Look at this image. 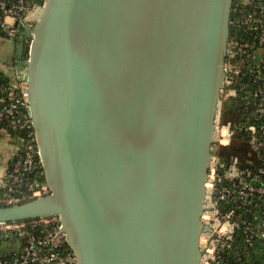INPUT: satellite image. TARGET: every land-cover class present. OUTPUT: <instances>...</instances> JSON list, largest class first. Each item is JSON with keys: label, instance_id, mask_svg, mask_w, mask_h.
Here are the masks:
<instances>
[{"label": "water", "instance_id": "95a60500", "mask_svg": "<svg viewBox=\"0 0 264 264\" xmlns=\"http://www.w3.org/2000/svg\"><path fill=\"white\" fill-rule=\"evenodd\" d=\"M233 0H48L29 105L50 193L0 223L57 215L78 264H200Z\"/></svg>", "mask_w": 264, "mask_h": 264}, {"label": "built area", "instance_id": "2783aa9c", "mask_svg": "<svg viewBox=\"0 0 264 264\" xmlns=\"http://www.w3.org/2000/svg\"><path fill=\"white\" fill-rule=\"evenodd\" d=\"M47 1L0 0V38L33 36ZM230 27L237 35L229 38L217 106L200 264H248L254 252L257 264H264V0H233ZM14 74L17 93L0 87V121L27 137L20 139L17 159L0 185V203L8 204L50 193L47 181L39 180L45 170L30 111L27 67ZM239 132L252 137L245 159L228 150ZM6 236L21 244L11 258L0 257V264H78L57 215L2 222L0 245Z\"/></svg>", "mask_w": 264, "mask_h": 264}, {"label": "trees", "instance_id": "16d2710c", "mask_svg": "<svg viewBox=\"0 0 264 264\" xmlns=\"http://www.w3.org/2000/svg\"><path fill=\"white\" fill-rule=\"evenodd\" d=\"M237 35L236 29L234 27H230V37L233 38ZM2 38H0L1 40ZM13 39L16 42H20L22 45L21 47V54L19 55V61L21 63H25L29 59V52H30V45H31V36L27 34H18ZM18 58V54L14 57V59ZM16 64V63H15ZM15 74H9L6 73L2 70H0V87H5L8 89L7 92H13L17 93V89L14 87V82H15ZM6 92V94H7ZM2 106H0L1 109ZM226 109H229V105L225 107ZM6 132L9 134L11 137L12 141L18 145L20 142V139L27 137V133L25 131H20V130H14L12 129L9 124L6 121H0V135L1 132ZM252 140V137L247 133V132H239L237 136L235 137L234 141L232 142L231 146L228 148V150L232 151L233 153L239 155L242 159H245L248 156L249 149L251 148L250 146L252 145L250 142ZM17 159V154L14 156V158L11 160L9 163V166L15 162ZM9 167V168H10ZM40 181H45L46 182V177H39ZM32 199H25L19 203H23L26 201H29ZM256 203H261L258 201H255ZM5 205H11L8 203H0V206H5ZM31 219H26L24 221H30ZM21 222V221H20ZM239 232L237 234V238H239ZM240 240V239H238ZM257 247L254 248L256 250ZM255 252L252 258H248L246 260L248 264H257L256 257H255ZM11 256V255H10ZM10 256L7 257H2L4 259H9L11 258Z\"/></svg>", "mask_w": 264, "mask_h": 264}, {"label": "crops", "instance_id": "0c3cea01", "mask_svg": "<svg viewBox=\"0 0 264 264\" xmlns=\"http://www.w3.org/2000/svg\"><path fill=\"white\" fill-rule=\"evenodd\" d=\"M7 38L0 40V70L14 74L16 70L25 67V63H21L18 58L14 59L17 55L16 45L13 50H8L12 45L7 44ZM16 63V64H15ZM18 145L15 144L9 134L1 132L0 135V185L5 180V175L8 171L9 163L17 154ZM21 240L17 237L6 236L3 238L0 245V257H7L12 255L20 248Z\"/></svg>", "mask_w": 264, "mask_h": 264}, {"label": "rangeland", "instance_id": "374dc122", "mask_svg": "<svg viewBox=\"0 0 264 264\" xmlns=\"http://www.w3.org/2000/svg\"><path fill=\"white\" fill-rule=\"evenodd\" d=\"M33 26L35 27L36 23H34ZM31 38H33V36H31ZM6 41H7L6 45H12V48L9 47L8 50H13L14 46L16 45L17 54L19 56L21 54V47H22L21 45L22 44L20 42H16L13 38L12 39H8ZM25 67H27V66L25 65Z\"/></svg>", "mask_w": 264, "mask_h": 264}]
</instances>
